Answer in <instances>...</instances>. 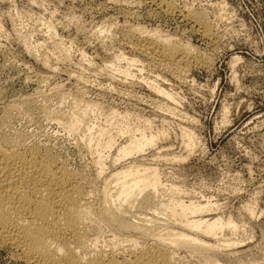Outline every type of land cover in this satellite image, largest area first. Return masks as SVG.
I'll list each match as a JSON object with an SVG mask.
<instances>
[{
    "label": "rangeland",
    "instance_id": "obj_1",
    "mask_svg": "<svg viewBox=\"0 0 264 264\" xmlns=\"http://www.w3.org/2000/svg\"><path fill=\"white\" fill-rule=\"evenodd\" d=\"M204 28L212 34L206 39ZM134 29L145 32L146 42L165 38L197 57L177 74L165 59L130 48L123 36ZM121 54L141 61L129 66V77L106 68L116 61L126 69L127 62L116 59ZM148 82L173 94L175 102ZM80 103L99 105L90 124L117 136L104 155L107 176L117 148L130 137L145 129L164 133L158 145L124 164L158 167L165 197L174 190L186 203L211 202L209 219L234 220L237 237L225 231L224 239L239 246L224 247L232 253L220 257L222 264H264V0H0V129L11 120L5 130L26 132L57 150L71 169L97 178V129L88 148L84 130L75 137L58 125V110L69 112ZM118 125L130 133L118 135ZM182 132L192 135V146ZM103 176L88 189L98 187L90 191L94 207L101 204ZM102 237L98 245L108 240ZM20 257L0 240V264H29Z\"/></svg>",
    "mask_w": 264,
    "mask_h": 264
},
{
    "label": "bare ground",
    "instance_id": "obj_2",
    "mask_svg": "<svg viewBox=\"0 0 264 264\" xmlns=\"http://www.w3.org/2000/svg\"><path fill=\"white\" fill-rule=\"evenodd\" d=\"M161 2L158 5H161ZM130 31L121 37H125V42L139 54H146L145 57L149 54L156 60L157 57L165 59L168 68L177 71V74L184 65L190 64L192 51L189 53L190 50L186 46L184 48L176 41V43L164 41L165 38L160 42L159 35L157 42H152L154 38L151 42H146L147 39H144L145 41L141 39L145 35L144 31L141 29ZM203 32L204 37L212 35L209 28L201 33ZM116 59L126 61L128 67L123 70L116 61H113L106 68L127 77L131 76L129 66L141 62L138 59H129L124 54ZM198 60L196 61L198 64H203V60V62L201 59ZM148 84L152 90L175 102L176 98L173 94L154 82ZM30 102H25V110L29 111L28 116L31 114L34 118V113L32 114L34 110ZM90 104L86 103L83 106L81 103L77 104L78 106L69 112L59 109L56 116L58 125L69 135L76 137L81 130H84L89 135L88 144H90H85L88 148L93 147V145L89 146L96 141L93 148L96 155L98 153L97 160L94 161L97 166L95 167L97 178L93 179H97L98 185L100 177L107 176L106 164L109 156L104 155L114 149L117 136L105 128L97 129L95 124H90L89 120L92 115L98 113L97 106H99ZM43 108L45 109L42 107L41 111ZM51 113L52 111L50 115ZM126 116L122 118L123 121H126ZM5 121L3 120L4 123ZM9 121L2 126H8L11 123ZM7 126L4 128L8 129ZM4 128L0 129V240L16 249L25 262L29 264H222L224 261H221L220 257L229 256L235 245L238 248V240L235 243L228 240L229 238L224 239L227 236H224L225 231L237 234L239 226L234 220L214 216L208 218V214L215 210L214 204L211 202L196 204L191 201L186 203L174 190L166 194L167 200L165 191L163 192V187L166 186L160 177L158 167L138 165L135 162L124 164L147 148L158 145L160 136L164 133L154 134L151 131L147 134L146 129L140 130V128L139 137H130L128 144L125 143L117 148V153L110 162L114 167L113 171L111 170V174L107 179L105 178L101 186L103 187L102 191L100 190L102 198H99L102 199L99 201L101 204L94 203L98 206L94 207L90 201L91 190L93 187H98L93 186L91 192L88 190L94 184L92 175L86 176L85 173L84 175L71 169L60 159V154L55 152L57 150L53 151L45 145H39L26 132L15 129V132H12ZM95 129L98 137L93 141L91 139L95 135H93ZM118 132V135L130 133L123 125L119 127ZM184 133L188 138V145L192 146V135L189 132ZM88 137L84 138L85 141ZM253 212H249L250 216H253ZM104 235L108 240L105 241V245L101 244L103 245L101 248L98 244L102 242L100 239H103ZM224 247L233 248L226 254Z\"/></svg>",
    "mask_w": 264,
    "mask_h": 264
}]
</instances>
